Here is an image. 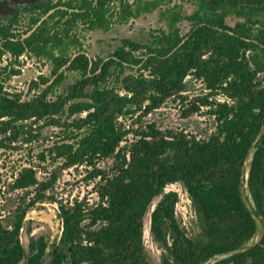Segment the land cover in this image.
Listing matches in <instances>:
<instances>
[{"label":"trees","instance_id":"1","mask_svg":"<svg viewBox=\"0 0 264 264\" xmlns=\"http://www.w3.org/2000/svg\"><path fill=\"white\" fill-rule=\"evenodd\" d=\"M184 1L189 14L170 0H39L0 21V146L37 142L46 127L62 135L37 155L54 167L45 180L28 166L12 181L23 194L7 224L0 216V264H149L143 218L156 198L149 231L161 264H264V0ZM156 10L165 29L145 43L123 38L104 58L83 49L86 35ZM23 56L50 69L26 98L5 87ZM69 74L76 77L64 85ZM189 75L207 94L184 114L206 108L214 132L197 139L140 124L169 98L185 102ZM105 160L108 170L98 166ZM78 167L97 180L96 203L47 195L62 171ZM175 183L191 202L194 235L176 217L178 194L164 191ZM46 201L58 205L61 234L49 251L43 237L31 238L26 253L25 217Z\"/></svg>","mask_w":264,"mask_h":264},{"label":"rangeland","instance_id":"2","mask_svg":"<svg viewBox=\"0 0 264 264\" xmlns=\"http://www.w3.org/2000/svg\"><path fill=\"white\" fill-rule=\"evenodd\" d=\"M18 3L24 0H17ZM33 1V0H31ZM168 7L174 5L181 6L185 14L192 12V5L184 0H170ZM16 0H0V19L8 17L15 10ZM165 5V4H164ZM164 7H161L163 9ZM159 11L145 13L137 19H132L126 24H114L111 30L107 33L93 32L86 35L83 42V49L91 58H104L113 52L121 45V39L127 38L134 42L145 43L149 33L158 29H165L164 22L159 20ZM238 20L235 18L227 19V23L233 26ZM181 31L184 33L187 30L185 22L180 24ZM22 61L20 66V74L6 80L5 87L13 93H22L23 98L31 96L34 91H29L32 81H35L39 75L48 76L49 67L35 59H30L23 56L19 59ZM9 62L8 58H3L2 66ZM4 78L5 75H2ZM74 74H69L64 81L65 84L72 83L75 79ZM262 78V76H261ZM185 91L182 93L186 97L185 102L179 101L177 97L167 99L164 104L157 110L151 112L146 117L142 118V123H153L158 129L167 131H176L194 136L197 139H206L215 130V121L209 111L204 107H199V110L185 115L186 110H190V105L195 102V99L201 98L207 94L203 83L189 75L185 78ZM222 100V97L217 99ZM198 107V103H195ZM137 116L126 119V124H131L136 121ZM136 123V122H135ZM264 130V125H263ZM59 129L46 127L41 130V136L37 142L31 144H14L11 146H0V216L4 224L10 221V215L17 205L18 199L23 192L13 191L11 184L16 176L17 171L23 167L33 166L37 171L39 180H45L48 174L54 167H50L47 163L39 162L37 155L47 149V147L57 140L60 136ZM62 136V135H61ZM128 139H132L131 136ZM111 160L99 162L98 166L103 170H108L111 166ZM84 167L70 168L62 171L54 185L47 195L53 197L63 204H70L74 200L84 199L89 205L96 203L97 196L95 193V184L97 180H89ZM167 186L165 192L176 191L178 194V202L175 207V214L180 221L182 227L185 228L188 235L197 233V224L195 214L191 202L186 191L180 183ZM244 202L250 207L251 199L244 189L242 191ZM159 198H156L149 206L143 218V244L146 254V259L149 264H161L162 251L158 248L150 235V213ZM58 205L56 203L38 204L30 210L24 221L23 229L20 232V241L28 253V243L32 238L36 240L43 237L50 246L57 242L61 234V221L58 218ZM258 232L252 242H256L261 234V224L257 220ZM251 242V243H252ZM213 260L205 264L212 263Z\"/></svg>","mask_w":264,"mask_h":264},{"label":"flooded vegetation","instance_id":"3","mask_svg":"<svg viewBox=\"0 0 264 264\" xmlns=\"http://www.w3.org/2000/svg\"><path fill=\"white\" fill-rule=\"evenodd\" d=\"M35 1H39V0H33V1H31V0H24V2H21V3H18V1L16 0V2H15V10H14L9 16H11L12 14H14V13L16 12L17 9H19V8H21V7H24V6H26V5H29V4H31V3L35 2ZM9 16H8V17H9ZM8 17H6V18H1L0 21L5 20V19H7Z\"/></svg>","mask_w":264,"mask_h":264},{"label":"built area","instance_id":"4","mask_svg":"<svg viewBox=\"0 0 264 264\" xmlns=\"http://www.w3.org/2000/svg\"><path fill=\"white\" fill-rule=\"evenodd\" d=\"M167 186H174V185L173 184H170V185H167ZM167 186H166V188H168ZM164 191H165V189H164ZM167 192H170V191H167ZM171 192H175L176 193V191H174V190L171 191Z\"/></svg>","mask_w":264,"mask_h":264}]
</instances>
